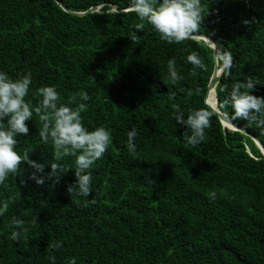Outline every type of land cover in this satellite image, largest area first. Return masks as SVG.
<instances>
[{"label":"trees","instance_id":"1","mask_svg":"<svg viewBox=\"0 0 264 264\" xmlns=\"http://www.w3.org/2000/svg\"><path fill=\"white\" fill-rule=\"evenodd\" d=\"M92 6L98 9L86 12ZM201 7L200 27L176 43L140 21L129 0H0V70L13 78L31 73L25 99L33 104L43 85L55 86L60 103L76 97L70 107L86 91L82 123L111 134L89 169V196L67 191L75 180L71 155L57 161L59 179L36 184L34 169L21 161L0 184V204L9 201L0 214V264H264V155L205 102L216 65L217 110L264 147L254 122L233 119L230 105L221 106L245 78L264 96V0H201ZM193 51L206 65L195 74L186 60ZM169 59L182 77L175 84L165 82ZM173 103L185 113L213 111L204 142L183 139L190 129L176 124ZM39 115L26 121L29 133L18 136L16 150L44 163L55 149L39 136ZM132 127L135 154L127 149Z\"/></svg>","mask_w":264,"mask_h":264},{"label":"clouds","instance_id":"2","mask_svg":"<svg viewBox=\"0 0 264 264\" xmlns=\"http://www.w3.org/2000/svg\"><path fill=\"white\" fill-rule=\"evenodd\" d=\"M129 10L135 12L140 21H147L159 33L160 39L176 43L185 40L200 27L203 13L201 0H129ZM134 27L142 29L144 24L137 23ZM136 36L137 33L133 31L130 39L134 40ZM186 60L193 66L191 69L193 74L198 69H206L205 63L195 51L190 52ZM222 62L227 69L231 65V57L224 55ZM167 69L166 83L175 84L182 79L176 70L174 59L168 60ZM31 84L30 72L13 78L6 71L0 70V184H3L10 174L16 172L21 161L34 169L30 173V178L36 184H43L48 177L59 179L64 171L57 161L65 155H71L74 157L72 169L75 180L67 186V191L78 196H89L92 179L89 169L111 144L110 132L104 126L89 129L82 123L81 111L86 108L84 101L90 99L86 91L78 92L79 102L75 107H70L76 97H71L69 103H60L55 86L43 85L36 90L39 96L38 104H33L32 100L25 99ZM256 84L259 83L252 78L233 83L221 106L230 105L233 119L254 122L261 133H264V96L253 94L252 90ZM220 91H225V87H221ZM191 94L189 90L188 95ZM170 107L176 124L190 129V134L183 136L188 144L196 146L206 140L205 130L210 127L213 111L201 107L185 113L179 104L173 103ZM34 113L40 114V138L44 141L50 140L55 149L54 159L44 163L30 159L27 151L21 155L16 150L17 138L20 134L29 133L26 121L32 119ZM136 134L135 127L127 132V149L132 154L136 151L134 143ZM46 164L50 171L45 174ZM214 197L215 193H211L210 198ZM87 203L85 202V206ZM8 206L9 201L4 200L0 204V214H3ZM17 236L16 231L11 233L12 239H16Z\"/></svg>","mask_w":264,"mask_h":264},{"label":"water","instance_id":"3","mask_svg":"<svg viewBox=\"0 0 264 264\" xmlns=\"http://www.w3.org/2000/svg\"><path fill=\"white\" fill-rule=\"evenodd\" d=\"M98 9V6H92L91 8L88 9V11L86 12H92V11H96ZM76 14H84L83 12H78ZM198 37H202L201 35H198ZM205 41L213 44V48H214V55H217L218 53V48L217 46L214 44L213 40L210 38V37H207L205 36L203 38ZM220 72V68H218L216 65L214 67V70H213V74L209 80V83H208V87H207V91H206V94H205V102L206 104L214 111L217 113V115L219 116L221 122L228 126L229 128H232V129H235V130H240L241 132L249 135L256 143L257 145L261 148V151L264 155V147L261 145V143L259 142V140L253 136L251 133H249L246 129L244 128H241L239 126H237L233 121H231L228 117L224 116L221 112H219L217 109H215L209 102H208V99L210 97V95H212V92H214V87H215V78L216 76L219 74Z\"/></svg>","mask_w":264,"mask_h":264},{"label":"bare ground","instance_id":"4","mask_svg":"<svg viewBox=\"0 0 264 264\" xmlns=\"http://www.w3.org/2000/svg\"><path fill=\"white\" fill-rule=\"evenodd\" d=\"M208 102L215 108L217 109V106H216V100H215V93L212 92V95H210L209 99H208Z\"/></svg>","mask_w":264,"mask_h":264},{"label":"rangeland","instance_id":"5","mask_svg":"<svg viewBox=\"0 0 264 264\" xmlns=\"http://www.w3.org/2000/svg\"><path fill=\"white\" fill-rule=\"evenodd\" d=\"M219 53H217V56H218Z\"/></svg>","mask_w":264,"mask_h":264}]
</instances>
